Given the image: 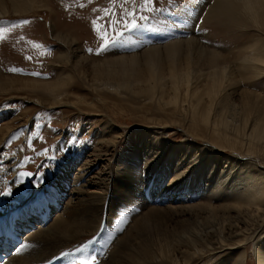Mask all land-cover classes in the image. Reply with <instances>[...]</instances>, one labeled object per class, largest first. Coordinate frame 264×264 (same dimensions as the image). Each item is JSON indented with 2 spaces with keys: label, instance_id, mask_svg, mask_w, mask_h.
Here are the masks:
<instances>
[{
  "label": "rangeland",
  "instance_id": "obj_1",
  "mask_svg": "<svg viewBox=\"0 0 264 264\" xmlns=\"http://www.w3.org/2000/svg\"><path fill=\"white\" fill-rule=\"evenodd\" d=\"M29 1L0 0L8 12L0 15V29L19 25L22 20L30 21L11 27L0 39V71L7 76L5 84H0V200H4V205H0L1 236L6 237L5 231L10 230L7 225L11 216L24 215L35 200L50 205L46 220L50 225L60 213L71 215L84 208L81 196L94 191L101 197L105 195V199L98 203L100 208L96 205L89 208L88 220L92 224L68 222L62 232L66 238L79 237L76 241L63 240L52 246L43 239V250L47 253L56 250L60 254L57 257L65 252L73 253L71 257H63L59 264L71 263L80 255L75 249L89 240L93 243L85 255L96 256L98 264H240L241 254L245 255L246 264H258L257 250L264 238V228L254 230V237L237 248L227 247L242 237L230 238L229 233L218 231L213 239L194 246L192 259L179 255L174 242L167 245L161 233L200 222L203 216L196 206L205 202L202 199L211 189L207 183L215 187L208 181L209 163L199 174L195 167L191 171L185 169L187 173L171 187L172 176L182 168L178 165L189 148H194L198 158L215 151L210 155L219 161L221 172L216 175L219 182L229 159H248L240 155L247 153L246 146H236L231 140L218 137L211 124L204 126L200 122L202 113L192 109V105L203 95L211 109H215L209 120L220 122L219 134L226 131L228 120L230 136L245 138L249 132L241 135L246 121L238 118L239 112L246 103L253 102L256 114L261 113L264 73L256 78L240 79L239 85L228 87L220 95L219 86L201 85L210 82L214 71L224 65L210 68L199 56L190 55L191 48L186 46L188 58L184 60L182 72L195 70L202 76L191 75L193 80L198 79L194 83L198 88L189 89L191 96L183 104L179 107L167 104L172 84L156 89L151 96L129 93L138 91L137 85L162 86L170 79L172 68L163 65L164 56H154L153 50L196 37L204 48L230 59L231 50L248 47L256 41L258 30L240 22L208 20L215 0H154L150 6L152 11L140 7L144 0H32L31 9L14 12ZM14 3L21 6L13 8ZM104 9L109 10L108 14ZM132 10L136 12L137 28L125 29L124 23H115L130 20L126 13ZM141 14L146 19L141 20ZM238 16L252 24L249 14L238 10ZM97 27L109 37L121 31L124 34L114 46L97 51L101 45ZM60 34L66 37L65 43ZM66 52L70 62L64 64ZM131 55L137 57L124 61L125 69L109 84L106 97L93 92L90 88L92 62L106 63ZM77 62L87 72L85 81L78 75ZM12 67L23 71H8ZM150 71L156 74L155 80L150 79ZM60 75L74 76L64 89L63 103L61 100L37 103L23 90L11 94L1 92L8 81L19 87L22 79L49 82ZM213 87L218 94L210 97L209 90ZM27 91L41 94L34 89ZM246 91L247 95L241 94ZM255 94L260 97L255 99ZM253 117L255 114L250 119ZM157 124L164 128H158ZM202 146L210 151H201ZM158 153L162 154L156 163L153 157ZM250 160L264 170L260 157L253 156ZM152 162L156 166H151ZM196 175L198 179L194 182ZM121 199L128 200L130 206H124V212L117 214ZM36 224L33 222L28 231L37 229ZM221 241L224 246L218 252ZM211 246L214 252L210 250L199 257ZM156 256L159 260L154 262Z\"/></svg>",
  "mask_w": 264,
  "mask_h": 264
},
{
  "label": "bare ground",
  "instance_id": "obj_2",
  "mask_svg": "<svg viewBox=\"0 0 264 264\" xmlns=\"http://www.w3.org/2000/svg\"><path fill=\"white\" fill-rule=\"evenodd\" d=\"M31 2L32 0L24 3L22 8H17L14 12L21 13L31 9L33 7L30 4ZM4 5V2H0V15L8 14V12L3 9ZM17 6L21 5L15 3L12 5L13 8ZM238 10H242L246 14H249L252 24L242 20L238 16ZM216 18L223 22L229 20L234 24L240 22L246 27L251 26L258 30V38L256 41H252L248 47L244 46L231 50L232 56L230 59L223 58V56L215 50H208L206 46L204 48L203 43L196 37L176 41L163 49L153 50L152 54L154 56L160 57L161 54L164 56L163 65L172 68L170 79L165 80L162 86L137 85L136 89H138V91L129 93L133 95L151 96L157 91L156 89H161L165 84H172V86L169 87V94L167 96L169 102L167 104H171L175 107H179L183 104L191 96V91L189 89L198 88V85L194 86L195 81L198 79L193 80L191 75L196 73L199 78L202 76L198 74L199 71L195 70L191 73L188 71L182 72L184 60L188 58L186 46H190L191 48L190 55L194 57L199 56V59L206 66L212 68L224 65L222 68L214 71L210 82L201 85L219 86L220 95L228 87L239 85L240 79L256 78L264 73V0H215L213 7L209 10L207 19ZM59 38L64 43L66 42V37L63 34H60ZM135 57L137 56H123L118 60L106 63L92 62V83L90 88H92L93 92L106 97V90L109 84L125 69L124 61ZM63 58L64 64L70 62V55L68 52L64 54ZM76 64L78 66V75L80 79L85 81L87 72L79 62ZM159 67L162 69V64L161 66L159 65ZM73 78V75H60L54 81L49 82L26 78L18 82L19 87H15L13 81H8L7 86L4 87L1 92L2 94H11L15 90H23L28 93L31 101L37 103H44V101L47 100L54 102L61 100L63 103L65 94L64 89ZM6 79L7 76H4L0 71V84H5ZM150 79H156V74L153 71H150ZM28 89L37 90L41 94L29 92L27 91ZM110 92L121 94L119 91L112 90ZM209 94L210 97L218 94L216 87L211 88ZM241 94L247 95L248 91L242 92ZM259 97L260 95L258 94L254 95L255 99ZM192 109L199 114L202 113L200 122L204 126L211 124L214 131L217 132L216 135L218 137H223L225 140L229 139L232 141V144L236 146H246L247 153L240 155H245L248 159L245 161L236 158L232 160L229 159L222 171V173L225 174L220 177V182L216 179L217 173L221 172V169L218 168L219 161L210 155L214 154L215 151H211L210 154L198 158L194 148H189L185 157H183L182 161L179 163L178 166L182 165V168H178L177 173L172 176L171 182H173V184L171 183V187L176 185L177 179L187 173L186 170L191 171L192 168L195 167L197 168L196 173L199 174L200 171H203L207 167L208 163L210 164L208 181H212L211 183L215 185V187L212 188V186L207 183V186L211 189L202 199L205 200V202H200L196 206V210L203 216L200 222L189 223L188 226L182 227V230H176V228L175 230L165 231L163 229L165 232H162L163 230L160 229L162 236L167 239V245L173 244L174 242L173 246L176 252L188 259L193 258L191 251L196 244H203L208 241L209 238L213 239V235L218 231L229 233L230 238L242 237L240 239L238 238L235 244L227 247L230 248L232 246L238 247L242 242H248V240L254 237V230L264 228V170L257 165V163L255 164L250 160L251 157L258 156L264 163V108H262L259 115L256 114L253 102L246 103L243 109H240L238 118H242L246 121L241 135L245 131L249 132L248 136L245 138H241V136L237 137L236 134L230 136L229 125L231 122L228 120H226V124H228L226 131L223 135L219 134L220 122L216 120L211 122L209 120L210 113H214L215 109H211V106L207 104L203 95L198 96L196 103L192 105ZM253 114H255V117L250 119ZM219 115H221V113L216 115L215 119ZM157 127L161 129L164 128L162 124H157ZM201 151L208 153L210 149L202 146ZM161 154L162 153H158L154 155L153 159L156 163L157 160L159 161ZM155 162H152L153 164L151 166H156ZM84 175L80 176V179L83 178ZM194 177L193 181L196 182L198 179L197 175ZM80 181H78L77 184H79ZM82 192L87 194L84 188H82ZM87 195L86 197L81 196V200L85 202L84 208L81 207L82 209L75 210L71 215L66 213L67 219H65V212L62 214L60 213L50 225L46 224V220L50 215V205L45 201L44 203H40L35 200L31 209L24 215H12L10 223L7 225L10 230L5 231L6 237L4 236L3 238V236H1L2 231L0 230V264H59L64 256L57 257V255L60 254H57L58 252L56 250L51 253L44 251L43 248L45 243L42 245L43 239L46 238V244L52 246L60 244L63 240L76 241L79 237L70 236L66 238L62 233L65 230V225L68 222L71 224L82 222L86 225H91L92 223L88 220V215L90 214L89 208L92 205H96L100 208L101 205L98 203H101L105 199V195L101 197V194H96L94 191ZM219 195L223 196L224 199L220 200ZM214 200L218 203L213 204L212 202ZM71 202L73 203V200H71ZM67 204L69 205L70 201H68ZM0 205H4V200H0ZM127 205L130 206L128 200H119L117 214L123 213V208ZM19 208L16 210H19ZM160 215H163V213ZM33 222L37 223L34 227L38 228L33 231H28V227L31 226ZM262 234H264V232H262ZM262 239V241H260L261 244L258 246L259 249L257 250L258 264H264V238ZM25 245H27V247H25ZM220 245L221 247L219 249L217 248L218 250L215 249L218 252L224 246L222 241ZM166 247L167 246L163 247L161 251H164ZM213 248L214 246H211L207 251L200 254L199 257L204 256L210 250L214 252ZM158 260L159 258L156 256L154 262ZM239 260L240 264H246L244 254L239 255Z\"/></svg>",
  "mask_w": 264,
  "mask_h": 264
},
{
  "label": "snow or ice",
  "instance_id": "obj_3",
  "mask_svg": "<svg viewBox=\"0 0 264 264\" xmlns=\"http://www.w3.org/2000/svg\"><path fill=\"white\" fill-rule=\"evenodd\" d=\"M153 2H154V0H144V3L142 5H140V7L142 9H147L148 11H152L153 9L150 6L153 4ZM81 6H83V5H81ZM104 11L106 14H108L109 10L104 9ZM126 16L131 17V19L130 20H124V21H116L115 23H117V24L124 23L125 29H135L139 26L138 21L136 19L135 10L128 11L126 13ZM140 19L143 20V19H146V17L141 14ZM29 23H30V21H28V20H22V21H20L19 25L13 24L11 27L14 28V27L23 26V25H26ZM93 24L96 25L97 22L93 21ZM8 31H9V29H7V28L0 29V39H3L4 34ZM97 31L100 33V36H101V45L97 49V51H105L107 48L114 46L119 41L120 37H122L124 34L123 31H121L118 34L109 37L108 33L106 31H103L100 27H97ZM89 51H92V49H89ZM28 59H31V57H28ZM8 71L21 72V71H23V69L12 67V68L8 69ZM33 75H41V74L40 73H33ZM27 175H32V174L27 173ZM92 243H93V241L89 240L87 244L83 245L80 248H76L75 252L79 253L80 255L78 257H74L71 261V264H98L96 256L85 255L86 249ZM25 247H27V245H25ZM61 255L64 257H71V256H73V253L72 252H65V253H62Z\"/></svg>",
  "mask_w": 264,
  "mask_h": 264
}]
</instances>
